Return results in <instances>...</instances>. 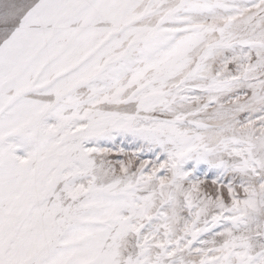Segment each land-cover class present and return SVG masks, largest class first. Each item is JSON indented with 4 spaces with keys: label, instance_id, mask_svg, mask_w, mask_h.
Returning <instances> with one entry per match:
<instances>
[{
    "label": "snow or ice",
    "instance_id": "6c2138e0",
    "mask_svg": "<svg viewBox=\"0 0 264 264\" xmlns=\"http://www.w3.org/2000/svg\"><path fill=\"white\" fill-rule=\"evenodd\" d=\"M0 264H264V0H0Z\"/></svg>",
    "mask_w": 264,
    "mask_h": 264
}]
</instances>
